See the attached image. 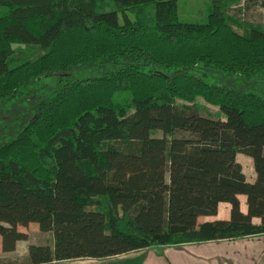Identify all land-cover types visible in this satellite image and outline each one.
I'll return each mask as SVG.
<instances>
[{
	"label": "trees",
	"instance_id": "obj_1",
	"mask_svg": "<svg viewBox=\"0 0 264 264\" xmlns=\"http://www.w3.org/2000/svg\"><path fill=\"white\" fill-rule=\"evenodd\" d=\"M257 4L210 0L197 22L180 19L177 0H0V104L61 80L0 145V250L28 240L19 228L31 223L50 236L24 264L264 234V97L193 72L264 73V26L245 17ZM14 44L41 54L14 64ZM99 60L104 74L65 79ZM222 202L227 219L199 222Z\"/></svg>",
	"mask_w": 264,
	"mask_h": 264
},
{
	"label": "rangeland",
	"instance_id": "obj_2",
	"mask_svg": "<svg viewBox=\"0 0 264 264\" xmlns=\"http://www.w3.org/2000/svg\"><path fill=\"white\" fill-rule=\"evenodd\" d=\"M209 5L210 0H177L178 14L180 19L183 21H205ZM245 17L252 20L261 19V23L264 26V7L258 6L257 4L252 10L247 11V15ZM40 54L41 51L35 44H14L10 61L14 64H18L26 59L32 60ZM101 62L102 60H99L75 66L78 68L84 67L85 69L80 72H78L79 69L71 71L72 73H67L65 79H72L77 73H79V78L102 75L107 71V69L102 67ZM91 64L94 66L92 69L90 67L92 66ZM198 68H200V73H196L195 71L193 72L196 75H203L205 81L208 83L218 84L241 91L254 92L264 97V73L258 74L253 78H245L239 74H229L219 69L204 67L201 64L198 65ZM65 75L66 74H64V76ZM59 82H61V80H57L55 76H44L38 82L32 83L34 86L31 87L29 91L23 90L22 95L18 100H11L2 103V105L0 104V145L8 141L16 132L19 131V128L23 123L33 117L37 102L44 97L46 98L49 93H52L53 90L59 86ZM196 102L201 108H205L213 112L216 116L218 115L222 117V113L219 111V108L211 103H208L202 97H198ZM177 103L180 104L182 101L177 100ZM152 135L157 139L158 145H164L162 133L159 130L153 131ZM236 159L241 164L246 178L251 180L254 176L251 158L239 155ZM240 203V206H242V201H240ZM221 209L222 208L220 207V211L222 212ZM204 220H206V217L199 218V222ZM19 229L26 232L29 235V239L25 242H21L15 253H4L0 250V258L9 264H24L21 259V254L24 253L25 247L28 244L38 243L42 240V236H50V234L41 235L38 231L39 229L36 223H31V225L27 227H20ZM44 239L47 241L49 240L48 242H50L51 237L43 238V240Z\"/></svg>",
	"mask_w": 264,
	"mask_h": 264
},
{
	"label": "crops",
	"instance_id": "obj_3",
	"mask_svg": "<svg viewBox=\"0 0 264 264\" xmlns=\"http://www.w3.org/2000/svg\"><path fill=\"white\" fill-rule=\"evenodd\" d=\"M239 155L242 154L237 156ZM239 199L243 203L240 208L245 212V196L240 195ZM229 211L228 203H219L217 215L207 216L204 221L215 218L227 219ZM253 221L258 222V219L254 218ZM25 241H18L15 250L10 253H15L18 245ZM29 245L21 254L22 262L28 253ZM52 264H264V234L164 246L158 249L146 248L101 259L63 260Z\"/></svg>",
	"mask_w": 264,
	"mask_h": 264
}]
</instances>
